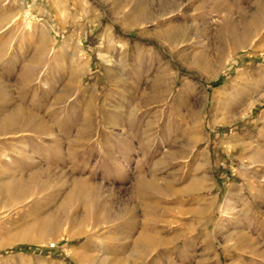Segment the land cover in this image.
I'll use <instances>...</instances> for the list:
<instances>
[{
  "label": "rangeland",
  "instance_id": "374dc122",
  "mask_svg": "<svg viewBox=\"0 0 264 264\" xmlns=\"http://www.w3.org/2000/svg\"><path fill=\"white\" fill-rule=\"evenodd\" d=\"M17 115L0 264H264V0H0Z\"/></svg>",
  "mask_w": 264,
  "mask_h": 264
},
{
  "label": "bare ground",
  "instance_id": "6f19581e",
  "mask_svg": "<svg viewBox=\"0 0 264 264\" xmlns=\"http://www.w3.org/2000/svg\"><path fill=\"white\" fill-rule=\"evenodd\" d=\"M169 40H171L169 38ZM20 115H17V117L14 118H9V119H4L0 122V134L6 132L7 130H9V128L11 130L16 129V128H23L26 126H32L34 125L33 121H24L22 119H17ZM22 118V117H21ZM42 173V172H41ZM35 175H37V177H39V175H43V174H39L36 173ZM19 176V175H18ZM13 177V176H12ZM21 179V178H19ZM16 179L15 177L13 179L9 178L8 180H5L3 183L0 184V198L2 197H9V198H16V199H20L24 193L26 192V185L24 186L23 184H21V180ZM154 181V180H153ZM150 182L145 180L144 178L141 180V184L140 187L147 189L148 187H150L148 184ZM83 185V184H81ZM80 183H76V187L77 189L79 188H84L86 186H81ZM89 185V184H88ZM90 186V185H89ZM157 186V185H156ZM91 188H93L91 186ZM139 188V187H138ZM154 188V187H153ZM157 189V188H156ZM78 190H76L77 192ZM83 196V195H82ZM144 196V195H142ZM73 195L71 196V198L73 199ZM5 199V198H4ZM88 199V198H87ZM86 199V202H87ZM106 206V205H105ZM108 207V206H107ZM103 209H105L103 206L98 205L97 207H95V209L88 203L87 208H86V212L87 214L91 215L94 218V223L96 225H100L103 221L100 220V218H97V211L100 212V210L102 211ZM114 211V210H113ZM108 212V211H107ZM129 213V212H128ZM132 213V212H131ZM111 214V213H110ZM123 215V214H122ZM131 215V214H130ZM107 217V216H106ZM111 217V216H110ZM131 217V216H130ZM93 223V224H94ZM92 224V225H93ZM124 226V225H123ZM92 230V229H91ZM82 236H86L88 238V240L90 241V239L93 237L90 232L86 231V230H81L77 235L72 236L73 238H78V237H82ZM95 236V235H94ZM88 242V241H87ZM156 242V240H155ZM125 245V244H124ZM85 246V245H84ZM250 247V246H249ZM253 248V247H252ZM254 252V251H253ZM68 255H70L72 258L75 259V261H77L78 264H88L89 259H90V255L83 251V250H76V249H69L68 250ZM90 256V257H89Z\"/></svg>",
  "mask_w": 264,
  "mask_h": 264
}]
</instances>
